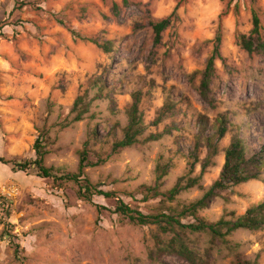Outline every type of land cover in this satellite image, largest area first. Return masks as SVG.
Wrapping results in <instances>:
<instances>
[{"label": "rangeland", "instance_id": "obj_1", "mask_svg": "<svg viewBox=\"0 0 264 264\" xmlns=\"http://www.w3.org/2000/svg\"><path fill=\"white\" fill-rule=\"evenodd\" d=\"M254 13L264 40V0H128L127 6L124 0H0V156L36 159L39 145L46 167L78 172L88 141L91 160L107 158L85 168L94 185L146 214L180 210L204 189L184 190L170 201L147 187L159 183L165 192L179 177L199 175L218 118L230 122L203 175L205 188L219 177L235 137L248 156L264 147V51L249 53L239 42L254 28ZM164 18L170 25L155 44L149 23ZM218 37L210 105L199 86ZM91 39L109 42L111 51ZM139 92L145 132L138 143L112 153ZM79 97L89 110L77 121ZM167 129L161 139L145 140ZM190 152L200 158L193 170ZM168 162L169 173L158 179V165ZM78 189L74 181L0 162V264H190L175 254L150 256L174 232L131 222L115 212L116 198L87 201ZM263 200L264 153L260 180L222 191L199 216L235 219ZM184 239L196 264H264V228L238 229L215 242L208 232L187 231Z\"/></svg>", "mask_w": 264, "mask_h": 264}, {"label": "trees", "instance_id": "obj_2", "mask_svg": "<svg viewBox=\"0 0 264 264\" xmlns=\"http://www.w3.org/2000/svg\"><path fill=\"white\" fill-rule=\"evenodd\" d=\"M125 6L128 5V0H124ZM120 7L117 4L113 5V9L116 15L120 13ZM254 28L250 35L242 34L240 36V45L243 49L249 53L264 51V40L260 36V18L257 13L253 15ZM149 25L154 32L155 44L161 42L163 32L170 25V19L164 18L158 21H151ZM99 47L103 48L106 52L111 51L112 47L109 42L100 43L97 39H91ZM220 42L221 38H217V44L214 48L213 54L209 58L207 65L202 72V78L199 86L200 95L210 104L213 105L214 98L211 97V82L215 74V61L220 57ZM141 92L134 94V101L128 109L129 121L125 129L124 137L116 140L112 144V153H116L122 149L133 146L140 141V137L144 134L146 126L144 124L143 115L140 112L139 104L141 98ZM81 106V107H79ZM80 108V109H79ZM73 110L77 111L75 120L79 121L84 118V114L88 112V107L83 98L79 97L73 106ZM161 118L156 120V124L160 122ZM218 120V129L216 137L207 136V156L203 159L201 165V173L197 176L179 177L176 184L165 192L160 191V185L157 183L155 186L147 187L148 192H152V196L163 195L168 200L173 201L184 190L199 187L204 189V193L200 198L191 201L182 206L180 210H172L169 213L162 212L157 214H146L140 210L134 209L129 203L125 202L120 197L116 196L115 191H105L97 187L91 182L89 176L85 174V168L87 166H98L107 162V158L98 157L97 161L90 159L91 153H93L87 146L89 142H86V148L83 150L82 158L79 163L78 172L70 173H57L52 167H46L43 164V152L41 146L37 147L36 159H30L26 161H20L17 159H6L0 156V162L9 164L12 163L14 169L27 171L33 169L39 176L52 178L54 181L71 180L78 184V195L80 198L92 201L93 196L102 195L108 198H116L115 212L122 216L128 217L131 222H135L141 225H158L159 229L163 233L174 232V236L166 246H158L156 250H152L151 257H155L156 254H175L180 258L188 260L190 264H196L197 256L191 250L186 240L184 239L187 231L191 232H208L212 235V241L215 242L218 239H224L230 233L238 229H247L251 231L264 228V200L254 206L249 207L246 213L235 219L221 218L216 222H210L203 217L199 216V212L210 206L212 201L220 195L224 190L229 189L232 186L239 185L251 180L261 179V167L263 165V153L264 147L258 153L248 156L245 150V146L239 137H235L230 145L225 149V162L220 172L219 177L207 188L202 184L203 175L207 169L213 165V159L218 154V142L225 136L228 131L229 120L225 116H221ZM171 130L167 129L163 132L150 133L146 137V141H156L161 139L165 133H169ZM111 153V154H112ZM98 154L99 153H94ZM109 158V157H108ZM190 168L193 170L200 158L195 152L189 153ZM171 162L160 164L157 167L159 173L158 179H161L167 175L171 168ZM98 208H105L104 205H98ZM186 216H193L195 221L191 223H185L183 218ZM6 233L12 237L9 230ZM15 252L17 257L21 258L20 243H16ZM242 264H251L248 261H242Z\"/></svg>", "mask_w": 264, "mask_h": 264}]
</instances>
